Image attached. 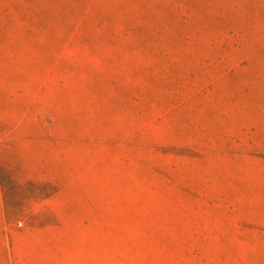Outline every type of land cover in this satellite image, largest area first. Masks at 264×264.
<instances>
[{
  "label": "rangeland",
  "instance_id": "rangeland-1",
  "mask_svg": "<svg viewBox=\"0 0 264 264\" xmlns=\"http://www.w3.org/2000/svg\"><path fill=\"white\" fill-rule=\"evenodd\" d=\"M61 10L0 141V264H264V0Z\"/></svg>",
  "mask_w": 264,
  "mask_h": 264
},
{
  "label": "crops",
  "instance_id": "crops-1",
  "mask_svg": "<svg viewBox=\"0 0 264 264\" xmlns=\"http://www.w3.org/2000/svg\"><path fill=\"white\" fill-rule=\"evenodd\" d=\"M62 1L0 0V141L7 130L19 128L18 123L33 111L37 100L41 102L42 18L45 16L47 22L50 19L53 47L56 44L57 50ZM7 143L6 140L0 143V151ZM4 194L2 187L0 228L1 210L6 209Z\"/></svg>",
  "mask_w": 264,
  "mask_h": 264
}]
</instances>
